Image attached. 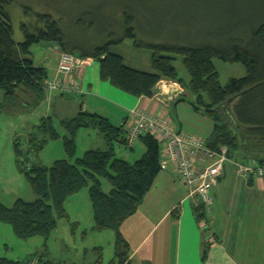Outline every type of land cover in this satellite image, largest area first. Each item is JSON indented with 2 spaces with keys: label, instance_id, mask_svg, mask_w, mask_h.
<instances>
[{
  "label": "trees",
  "instance_id": "16d2710c",
  "mask_svg": "<svg viewBox=\"0 0 264 264\" xmlns=\"http://www.w3.org/2000/svg\"><path fill=\"white\" fill-rule=\"evenodd\" d=\"M12 1L0 0V114L30 111L43 101L47 72L33 65L30 48L41 42L52 43L62 53L96 61L101 81L135 98L153 97L161 80L178 84L194 98L188 101L192 109L213 123L204 143L207 149L218 151L225 147L232 161L264 164V1L260 0L245 15L233 16L232 23L223 31H209L202 41L201 38L182 39L178 35L171 37L168 27L156 34L145 32L139 25L141 14L135 0H119L106 15L101 14L103 11L98 5L83 8L72 16L59 11V16L48 11L39 13L25 7L24 14L29 21L21 24V43L12 37L7 11ZM164 17L169 20L171 16L167 13ZM64 20L70 21L72 31H78L80 36L97 34L92 37L93 41L84 43L65 30ZM124 41L150 54L152 72L131 69L119 55L111 52V47ZM177 57L181 59L187 80L178 75L173 65ZM215 59L242 65L245 75L229 79L221 86L213 65ZM183 101L185 98H179L176 103ZM124 126L125 123L114 126L105 118L81 111L71 119L60 121L64 131L60 136L51 118H42L30 135L31 147L27 153L23 154L14 143L16 167L36 198L31 202L16 199L11 207L0 203V223L9 225L18 239L36 236L46 239L57 220L66 217V200L86 188L92 229L108 230L114 236V255L109 264H130L129 247L120 227L136 212L161 167L160 145L147 134L138 139L144 147L139 159L129 163L115 156L114 143L132 148L125 144ZM79 129L97 130L105 149H90L75 157ZM58 138L66 159L55 160L50 166L30 163L26 166L32 151H39L49 140ZM101 179L108 183L106 193L101 189ZM193 214L197 222L205 220L207 212L201 202L193 207ZM208 247L203 238L202 261L206 259ZM93 252L96 260L92 264H101L100 247L93 248ZM0 264L21 263L0 258Z\"/></svg>",
  "mask_w": 264,
  "mask_h": 264
},
{
  "label": "rangeland",
  "instance_id": "374dc122",
  "mask_svg": "<svg viewBox=\"0 0 264 264\" xmlns=\"http://www.w3.org/2000/svg\"><path fill=\"white\" fill-rule=\"evenodd\" d=\"M137 9L140 10V27L151 34L158 31L165 32L164 27H168L169 36L178 35L182 39L207 38L208 32L217 33L223 31L237 14L245 15L248 10L255 9L260 0H135ZM264 1V0H262ZM119 0H13L7 7L10 16V26L13 40L16 43L23 41L21 24L29 21V17L24 14V8L28 7L35 12L48 11L55 16L59 13L69 16L86 10L88 6L98 5L102 8L101 14H109L110 7H115ZM141 2V4H140ZM81 13V12H80ZM167 13L171 16L169 20H164ZM66 16H64L65 19ZM172 21V24L168 22ZM232 23V22H231ZM65 30L86 43L96 36V32H91L85 36H80L78 31H72V24L64 20ZM181 26V27H180ZM180 27V28H178ZM176 29V31H175ZM174 31V32H173ZM159 33V32H158ZM168 35V33H166ZM77 36V37H76ZM87 40V41H86ZM93 41V40H92ZM84 42V43H85ZM118 46V45H117ZM112 47L113 51H119L126 61L143 60L139 56H147V51L141 55H134L127 50L131 47L130 42L125 41L119 49ZM52 43L41 42L30 48V58L34 66L45 67L48 72L50 62L54 60ZM130 50V49H129ZM146 54V55H145ZM137 62V61H136ZM174 67L178 75L187 80V74L183 68L179 57L174 61ZM214 68L218 74L219 84L224 86L229 79H239L245 75L242 65L223 63L213 60ZM52 93H49L51 95ZM56 99L50 103L45 99L34 110L29 113L15 112L11 114H0V203L5 207H11L16 199L31 202L36 198L29 183L15 164L14 143L16 142L23 154L27 153L30 146L31 137L29 133L33 125L39 123L42 117L50 116L57 133L64 135L60 127L61 116L69 115L67 111L78 107L81 100L69 94L60 96L56 94ZM185 100L193 101L190 93H185ZM73 102V103H72ZM75 102V103H74ZM76 104V105H75ZM60 107H65L60 108ZM170 107L167 110L166 118L172 120V128H179L181 122L182 131L191 133L202 140H205L211 129L212 121L207 116L198 113L194 115L191 105L185 103L183 107ZM155 116V115H154ZM76 152L75 157H81L89 149H105L103 140L95 129H80L75 137ZM33 144V142H32ZM136 147L144 151V147L137 142ZM115 156L132 163L142 155H130V151L123 146L114 145ZM135 157V158H134ZM66 159L62 147L61 139L49 140L41 150L32 151L28 155L29 165L50 166L53 161ZM101 189L108 192V183L101 179ZM215 193V191H214ZM213 189L209 193L212 200ZM66 217L58 219L55 229L48 238L32 237L26 240L18 239L14 236L9 225L0 223V258L19 262L21 264H92L96 260L93 248L101 249V264H109L114 255V236L111 231H95L92 229L91 208L87 195V189L81 190L77 195L68 198L65 202ZM211 208V206H210ZM41 262L39 263L38 261Z\"/></svg>",
  "mask_w": 264,
  "mask_h": 264
},
{
  "label": "crops",
  "instance_id": "0c3cea01",
  "mask_svg": "<svg viewBox=\"0 0 264 264\" xmlns=\"http://www.w3.org/2000/svg\"><path fill=\"white\" fill-rule=\"evenodd\" d=\"M123 43L116 45L117 48L114 49H119ZM112 49L111 47V52L119 55L125 66L137 71L152 72L148 52L147 56H139L143 60L137 59L136 62L126 61L119 51ZM127 50L134 55L143 53L133 46H127ZM59 53L57 47H54L55 59L49 63V72L45 67L40 66L46 70L48 79L61 77L57 73ZM83 60L85 64L75 68L71 73L72 80L82 92L72 96L79 97L81 102L78 107L75 104L76 106L67 111L69 115L60 113L59 121L71 119L83 111L105 118L114 126L125 123L124 129H126L129 112L132 109L139 108L146 113L167 119V110L170 107L176 106V110L188 103L186 100L176 103L179 98H185L186 92L178 84L165 80L159 81L156 92L151 98L129 96L113 88L108 82L100 80L96 61L87 58ZM56 94L52 92L49 95L44 92L43 100L51 103L53 99H56ZM156 94L161 96L160 101L156 99ZM191 110L195 116L199 115L192 107ZM170 123L173 124V121L171 120ZM178 125L179 128H173L176 132L197 138L203 143L209 138L213 127L212 123L208 136L202 140L191 133L183 132L180 121ZM35 126L37 124L32 126L29 136ZM137 142L132 148L118 143L114 145L123 146L130 151V155L136 156L135 154L144 152L136 147ZM209 162L210 160L204 156H197L194 159V165L198 171H201ZM211 189H213L212 200L210 199L211 208L205 220L197 222L193 207L200 202L199 198L189 195V190L180 183L171 167L161 168L136 212L120 227L121 235L129 247V263L264 264V178L240 177L231 163H226L218 183ZM203 238L209 243L204 261L201 259Z\"/></svg>",
  "mask_w": 264,
  "mask_h": 264
},
{
  "label": "built area",
  "instance_id": "2783aa9c",
  "mask_svg": "<svg viewBox=\"0 0 264 264\" xmlns=\"http://www.w3.org/2000/svg\"><path fill=\"white\" fill-rule=\"evenodd\" d=\"M83 64L85 60L82 58L60 52L57 73L61 77L46 79L43 84L45 94L54 92L77 95L82 93L72 80L71 73ZM155 97L158 101L161 100L159 94ZM145 134L152 136L160 145V167H171L180 183L189 190V195L197 196L207 213L210 210L209 191L218 183L226 163H231L240 177L264 178V164L257 165L253 161L248 163L231 161L227 157L225 147L219 148L218 151L207 149L199 139L176 132L169 120L146 113L139 108L132 109L126 123L125 144L132 147L139 137ZM197 156H204L210 160L201 171H198L194 165V159Z\"/></svg>",
  "mask_w": 264,
  "mask_h": 264
}]
</instances>
